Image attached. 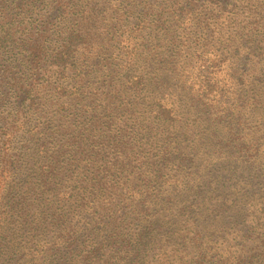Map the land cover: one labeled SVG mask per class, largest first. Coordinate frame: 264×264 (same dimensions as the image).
Wrapping results in <instances>:
<instances>
[{
	"label": "rangeland",
	"instance_id": "374dc122",
	"mask_svg": "<svg viewBox=\"0 0 264 264\" xmlns=\"http://www.w3.org/2000/svg\"><path fill=\"white\" fill-rule=\"evenodd\" d=\"M60 1L0 0V34L7 30L11 35L0 72L7 74L9 66L15 73L7 74L11 89L10 85L8 90L5 85L0 88L5 109L14 104L12 114L4 111L0 124L5 123V117L12 120L15 133L5 151L10 149L18 167V190L12 194L9 222L0 237V264H16L18 257L25 258V264H88L89 260L90 264H107L108 253L119 237L125 242L137 233L136 224L149 204L151 186L161 184L168 192L155 198L160 203L166 204L176 195L178 200H188V189L181 180L189 168L183 163L160 162L162 150L157 139L143 136L167 134L150 116L155 98L148 86L153 84L157 68L161 71L159 51L163 47L171 56L190 58L198 32L192 26H160L156 0H109L104 7L110 20L99 29L100 34L96 31L92 44L78 49L58 78L49 79L51 73L43 76L49 70V56L67 41L68 32L75 30L71 17L45 27L47 8ZM220 2L226 4L227 0ZM263 4L264 0H251L250 5L246 0H232L236 9L227 4V12L211 19V43L204 47L207 50L211 44L220 60L226 58L231 73L236 68L232 55L238 58L247 53L249 38L264 39ZM200 33L205 36L202 27ZM162 34L163 40H159ZM24 45L40 49L42 60L36 75L23 58L28 55L23 53ZM190 65L194 72L195 61L190 59ZM38 74L41 77L33 100L39 96L32 105L29 101L25 107L20 105L18 112L16 83L27 86ZM222 77L217 70L216 78ZM59 83L71 94L62 96L56 90ZM257 95L264 100V89L257 87ZM246 116L254 117L258 126L264 125L263 111L250 107ZM216 141L217 137L206 143L209 154L219 146L214 147ZM185 144L187 149L179 145L173 154L181 159L190 156L192 146ZM182 151L185 155H180ZM260 161L261 157L242 160L238 169L254 173L262 168H255ZM251 223L264 225V219L256 217ZM224 251L229 252L222 247ZM250 264H264V260H251Z\"/></svg>",
	"mask_w": 264,
	"mask_h": 264
},
{
	"label": "trees",
	"instance_id": "16d2710c",
	"mask_svg": "<svg viewBox=\"0 0 264 264\" xmlns=\"http://www.w3.org/2000/svg\"><path fill=\"white\" fill-rule=\"evenodd\" d=\"M90 1L94 5H89ZM108 1L61 0L47 8L45 27L71 17L75 30H70L67 41L49 56V70L43 76L51 73L52 77L47 78H58L60 70L67 68L78 49L81 50L84 44H92L91 36L99 29L101 31L110 20L104 7ZM156 1L161 11L158 14L160 26L166 23L171 28L192 26L198 32L190 58L182 60L181 56H171L159 45L162 47L159 51L161 71L157 68L153 84L148 86L155 98L150 116L154 123L164 127L167 134L143 136L150 141L157 139L156 144L162 150L160 162L183 163L185 168H189L181 180L188 189V200H178L176 195L170 197L166 204L160 203L155 198L160 193L168 195V192L161 189V184L151 186L149 204L136 224L137 233L125 242L123 237H119L114 250L108 253L107 264H250L251 260H264V225L251 223L256 217L264 219V150H261L264 125L258 126L254 117L246 116L250 107L264 113V100L257 95V87L264 89V39L249 38L251 45L247 53L238 58L232 55L236 68L231 73L230 65H225L227 59L220 60L211 44L207 50L204 44L211 43L208 31L211 19L217 18L220 12H227V4L234 9L240 4L232 5V0H227L226 4L220 0ZM246 1L251 4V0ZM99 3L101 8H97ZM201 27L205 36L200 33ZM163 35L159 40H163ZM10 38L7 30L0 34V69L2 54L8 49ZM246 42L247 38L242 43ZM24 48L23 53L28 55H23V58L31 73L36 75V67L42 60L40 49L36 45H24ZM237 51H240L238 47ZM190 59L195 61L194 72L191 71ZM222 65L224 72L219 70ZM217 70L223 74L220 79L216 78ZM6 73L15 74L9 66ZM7 74L0 72V88L10 85L11 89L13 86ZM40 77L38 74L36 81L27 86L16 83L18 112L20 105L27 106V101L32 105L39 96L33 100ZM57 89L62 96L71 94L65 91L62 83L56 86ZM13 107L11 103L5 109L0 99V122L4 111L12 114ZM4 119L5 123L0 124V237L9 222L12 194L18 190L15 183L17 162L10 157V149L5 151V145L12 144L15 132L12 120ZM215 137L218 141L213 145L219 146L209 154L206 143ZM185 143L192 146L191 155L181 159L173 153L179 145L187 149ZM181 154L185 155V152ZM259 157L261 161L255 168H262L256 172L242 173L238 169L237 163L242 160L256 161ZM196 179L200 183L195 182ZM131 221L128 220L129 223ZM222 247L229 252H221ZM25 262V258L18 257L15 263Z\"/></svg>",
	"mask_w": 264,
	"mask_h": 264
}]
</instances>
